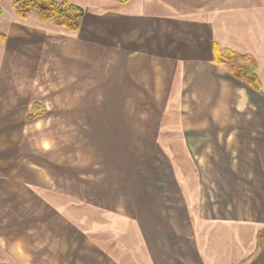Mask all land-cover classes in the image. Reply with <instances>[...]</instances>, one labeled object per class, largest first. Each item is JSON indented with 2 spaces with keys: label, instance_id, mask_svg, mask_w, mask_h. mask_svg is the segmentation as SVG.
I'll list each match as a JSON object with an SVG mask.
<instances>
[{
  "label": "crops",
  "instance_id": "0c3cea01",
  "mask_svg": "<svg viewBox=\"0 0 264 264\" xmlns=\"http://www.w3.org/2000/svg\"><path fill=\"white\" fill-rule=\"evenodd\" d=\"M71 2L84 11L75 33L0 2V63L16 56L24 81L21 99L6 95L24 109L17 140L35 138L25 124L62 93L84 128L63 166L48 151L47 181L18 144L21 165L0 176L1 212L28 230L17 243L48 264H121L96 239L103 223L70 215L77 206L126 222L146 264H264V0ZM214 44L254 59L260 92L214 62ZM121 121H146L145 133L122 135Z\"/></svg>",
  "mask_w": 264,
  "mask_h": 264
},
{
  "label": "rangeland",
  "instance_id": "374dc122",
  "mask_svg": "<svg viewBox=\"0 0 264 264\" xmlns=\"http://www.w3.org/2000/svg\"><path fill=\"white\" fill-rule=\"evenodd\" d=\"M4 5L5 4H2L3 7ZM57 37L58 44H63V38H65L64 32L58 31ZM59 53L63 56V47L61 52L58 51V54ZM17 59L16 56H12L11 60L8 61L5 59L0 63H3L2 68H0V176H4L11 168L21 165L20 163H22L23 159H20L17 154L18 144L20 143L22 149L31 147L33 151V161L38 163L45 171L44 178H46L47 181V172L50 167L48 151L50 149L51 151L52 149L57 150V163L63 166L67 159V157H65V151H69V154H71L72 150L75 152L81 148L82 142L80 134L84 132V128L80 126L82 121L67 120L66 103L64 101V93H62L60 94L61 99L51 104L53 108H51L50 113H47L46 116L39 119L36 126L29 123L25 124V133L32 134V139L34 136L35 138L30 143L28 141L24 142L23 140H17V136L23 129L22 125L25 121L23 118L18 117V113L23 114L24 109L21 108L23 106L21 103L19 105L15 102L18 101V99H15V101H12L14 103H11V101H9L10 98L6 96L11 93L12 98L18 97L21 99L20 92L24 81L22 82L21 70L15 67ZM57 80L58 84L61 83V88H63L64 71L62 62L60 64L58 63ZM44 85L47 87V83ZM57 96H59V94ZM7 105H15L16 108L12 107L7 109ZM46 106L48 107L49 104L46 103ZM145 122L146 121H121L120 132L124 135L125 132L131 130V133L139 137V135L145 133ZM76 134L77 136L75 137L74 135ZM42 193L44 194L42 195L43 197H49L46 192ZM7 208H5V213H2L0 210V264H48L47 252L44 254L39 252L34 253V258L32 245L24 247V245L20 246L19 243H17V241H19L18 237L27 234L28 230L24 228V222L22 221L11 222L13 221L12 219L15 220L18 216L8 212L6 210ZM69 213L74 219L83 221L84 227L88 230L90 229V231H93L92 224H95V222H99V224L103 223V229L100 231L98 230V234H95L96 239L98 243L108 250L121 264H146L144 254L140 250L138 244H136L132 236V229L126 222H118L116 219L112 220L108 217L103 219L95 212L77 206H73ZM20 220H22V218ZM135 245L137 246V252L132 253L131 249ZM25 249H27L28 252L31 251L25 256L28 262L16 260L14 256H16L18 252L22 253ZM12 254L14 256H12ZM25 257L23 256V258ZM39 258L45 260L38 263ZM35 260L36 262H33Z\"/></svg>",
  "mask_w": 264,
  "mask_h": 264
},
{
  "label": "trees",
  "instance_id": "16d2710c",
  "mask_svg": "<svg viewBox=\"0 0 264 264\" xmlns=\"http://www.w3.org/2000/svg\"><path fill=\"white\" fill-rule=\"evenodd\" d=\"M15 15L26 20L28 15L36 11L43 24L51 23L56 28L68 32H78L84 17V11L75 6L71 0H9ZM125 3L128 0H118ZM1 15V10H0ZM6 42V36L0 32V43ZM214 47V62L226 68L227 72L237 80H242L254 91L260 92V82L256 76V63L251 56L239 55L230 50H221L217 45ZM39 107L34 105L29 121L36 119ZM259 246V245H258Z\"/></svg>",
  "mask_w": 264,
  "mask_h": 264
}]
</instances>
